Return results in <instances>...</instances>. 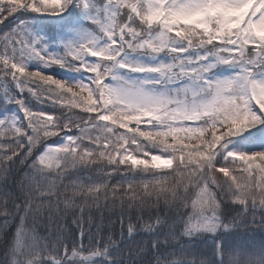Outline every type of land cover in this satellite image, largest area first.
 I'll use <instances>...</instances> for the list:
<instances>
[{
    "label": "snow or ice",
    "instance_id": "snow-or-ice-1",
    "mask_svg": "<svg viewBox=\"0 0 264 264\" xmlns=\"http://www.w3.org/2000/svg\"><path fill=\"white\" fill-rule=\"evenodd\" d=\"M0 25V264H264V0H3Z\"/></svg>",
    "mask_w": 264,
    "mask_h": 264
},
{
    "label": "trees",
    "instance_id": "trees-1",
    "mask_svg": "<svg viewBox=\"0 0 264 264\" xmlns=\"http://www.w3.org/2000/svg\"><path fill=\"white\" fill-rule=\"evenodd\" d=\"M0 2H3V0H0ZM0 28H3L2 25H0ZM57 71H63V70H60V69H56ZM52 71V70H50ZM22 115V114H21ZM0 139H3L2 137H0ZM55 139V138H53ZM82 175V174H81ZM222 175V174H221ZM9 190L10 191H14L15 190V186L14 185H11L9 186ZM101 211H104L105 212V216H104V220H103V223H107L108 221V217L106 215V211L107 210H104V209H101ZM229 211L231 212V215H237L238 213H240V209L239 208H235V209H232L231 207L229 208ZM97 223H100L101 220H100V213L99 212H95L93 213ZM256 222L255 223H252L251 221V218H252V213L249 212L248 215H247V223H248V228H247V238L251 239L252 242L254 243H261V242H264V228L260 227V224H259V220H260V212H257L256 214ZM85 220L88 219V216H87V213L85 214V217H84ZM127 223V220L125 218V224ZM119 228H120V225L119 223L116 224V229L117 231H119ZM95 230V229H93ZM10 233H11V230H10ZM185 242H188L187 241V238H185ZM209 244H210V241H209ZM205 246L202 244L200 245V248H204ZM2 253H3V244L0 243V256H2Z\"/></svg>",
    "mask_w": 264,
    "mask_h": 264
},
{
    "label": "rangeland",
    "instance_id": "rangeland-1",
    "mask_svg": "<svg viewBox=\"0 0 264 264\" xmlns=\"http://www.w3.org/2000/svg\"><path fill=\"white\" fill-rule=\"evenodd\" d=\"M49 72H51L50 70H48Z\"/></svg>",
    "mask_w": 264,
    "mask_h": 264
}]
</instances>
